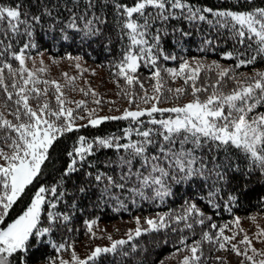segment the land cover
Returning a JSON list of instances; mask_svg holds the SVG:
<instances>
[{
	"label": "snow or ice",
	"instance_id": "6c2138e0",
	"mask_svg": "<svg viewBox=\"0 0 264 264\" xmlns=\"http://www.w3.org/2000/svg\"><path fill=\"white\" fill-rule=\"evenodd\" d=\"M245 2L249 7L240 10L200 7L193 0H84L82 7L80 0H72V8L65 5L66 21L60 19L58 7L47 0H37L31 6L25 0L0 2V264H100L107 254L129 257L139 248L136 238L162 232L166 235L159 243L164 245L170 243V236H176L169 259H177V264H224L223 257L216 256L213 262L205 254L206 244L213 252L235 253L241 258L239 264H264V248L253 245V238L264 243V228L257 225L258 231L250 237L240 228L241 218L234 216L231 223L236 230L226 235L229 223L218 225L196 202L206 203L217 214L221 209L232 213L233 205H238L240 196L248 191L246 184L225 191L232 185V177L242 174L249 180L258 173L264 178V112L258 111L264 106V70H254L251 75L235 71L255 65L258 59L264 61V6H252L253 0ZM109 7L113 9V26L121 47L108 67L114 70L111 74L121 96L134 110L129 107L120 115L101 116L97 111L102 102L115 101H103L90 86L79 89L89 100L68 99L64 89L75 91L73 85L46 79L41 75L46 72L44 67L30 69L27 62L31 60L35 65L29 53L39 47L35 36L45 17L49 18V29L58 30L61 40L73 39L72 34L82 41L103 38L101 42L106 40L104 46L111 52L112 40L106 35L109 17L105 13ZM172 20L183 21L196 31L206 24L215 33V38L205 34L201 51L208 46L214 50L215 40L227 31L243 49L235 51L236 64L225 68L216 61L205 64L166 50L169 38L179 46L193 34L183 27H172ZM57 24L62 27L57 29ZM233 57L234 52L224 54L226 59ZM67 58L81 69L82 57ZM168 61H179L178 67H167ZM142 67L149 73L144 79L139 72ZM63 76L69 82L75 81L67 72ZM177 78H183L185 87L167 86L169 79ZM145 82H154L152 95L145 89ZM137 87L139 92L134 91ZM186 95L192 99L182 105L158 106L164 100H179ZM89 103L97 108L89 109ZM141 104L151 106L141 108ZM165 113L175 115H155L163 117ZM121 120L129 123L120 135H77L66 149L68 160L59 178L51 184H40L21 214L6 222L13 205L44 175L46 162L52 163L63 137L97 128L105 121ZM204 148L212 155H196ZM104 149L116 153L115 160L104 163L109 171L97 167L101 162L96 155ZM232 149L243 155V171L228 155L218 160L220 150L230 153ZM113 165L119 169L118 177L110 174ZM80 174L82 180L74 184L72 193L76 198L69 205L64 185ZM192 182L201 185L204 195L183 199L177 209L145 218L144 226L136 217L137 227L129 229L123 238L107 235L109 245L90 247L83 257L67 237L75 231L73 217L85 212L77 203L81 197L88 198L95 192L96 207L108 200L122 204L120 195L124 192L163 203L175 195L173 185ZM146 191L151 197L145 195ZM62 204L64 209L60 210ZM83 224L89 239L97 238V220L86 218ZM56 234L61 236L59 241L53 238ZM240 235L243 238L237 240ZM42 246L50 247L54 254L37 257L33 262L34 253ZM65 254L70 258L65 259ZM159 264L166 261L160 260Z\"/></svg>",
	"mask_w": 264,
	"mask_h": 264
},
{
	"label": "trees",
	"instance_id": "16d2710c",
	"mask_svg": "<svg viewBox=\"0 0 264 264\" xmlns=\"http://www.w3.org/2000/svg\"><path fill=\"white\" fill-rule=\"evenodd\" d=\"M0 2L11 3V0H0ZM37 0H25V3L29 6L34 5ZM49 4L54 7H58L60 12V19L66 21L68 17V11L65 9V5L67 8H72V0H47ZM126 2L131 3L132 0H126ZM197 6L200 7H213V8H233L243 10L248 8L249 5L246 4L245 0H193ZM84 0H80V6L82 7ZM252 6H264V0H253ZM31 11L35 12L36 8L31 7ZM113 9L111 7L105 9V13L109 17V25L106 31V35L112 40L111 43V52H108L105 48L106 40L102 43L101 39H89V40H81L78 36L73 35V39L69 41H63L60 39L59 31H53L49 29V18L45 17V22L42 23V26L38 27L35 40L38 43V48L30 51V55H36L40 53H47L55 58H64L67 56H80L89 62L96 64L103 68L110 77H113L111 70L108 65L109 62L113 60L114 57L119 55V50L121 47V42L117 37V31L113 26L112 13ZM55 15V13H54ZM170 25L172 27H183L186 31H192L193 34L187 39L183 40L181 45L177 46L171 38H169L166 42V50L173 52L179 56H183L185 58H204L209 60V64L213 61L220 62L227 67H233L236 64L235 59V51L243 50L242 46L236 44L233 38L230 36L227 31L221 33L220 37L215 40L214 50L213 46H208L205 51H201V47L204 46V36L206 33L210 34L211 38H215V33L212 32L206 24H201L199 31L194 29H190L189 26L183 21H170ZM62 27V25L57 24V29ZM71 34V33H70ZM19 47V45L17 46ZM183 49V50H181ZM227 52H234V57L232 59L224 58V54ZM179 61H168L166 62L167 67H178ZM15 66V63H14ZM254 70H264V61L257 60L255 65H250L246 67H241L236 69L237 73L249 72L251 75ZM141 79H144L149 75V73L142 67L140 70ZM201 77L204 76V72L200 73ZM211 75V74H210ZM154 82H145V89L152 90V84ZM168 87L171 88H182L185 87L183 78H177L175 81L168 80ZM134 91L139 92V88H135ZM51 98V93H50ZM187 99L191 100V95H186L181 97L179 100L170 98L164 100V104L178 103L186 101ZM258 111L264 112V106H261ZM157 118H166L167 113L163 114V117L160 114H155ZM11 119L10 116H8ZM142 119L147 120V117ZM128 121H105L97 128H86L82 129L79 133H70L67 136L62 138L59 146L56 148L55 153L52 157V163L46 162V167L44 169V175L39 178L38 181H34L33 185L29 186L26 189V194L23 195L13 208L9 210V216L6 218V222H11L12 219L16 218L21 212L28 206L31 201V197L34 192L38 189L40 184H51L54 183L59 176L61 175L63 169L67 164V156L66 149L70 148L71 144L74 142L75 137L77 135H85V136H107L111 134L120 135V130L128 126ZM186 147H192L191 144H187ZM196 155H204L206 158L212 153H209L207 148L198 150ZM228 155L231 161L238 163L240 165L241 170L243 171L246 167V162L243 158V155L239 153L237 150L232 149L230 153H225L223 150L217 154L218 160H224L225 156ZM115 160L116 153L111 149H104L97 153L96 160L98 162L97 167L103 171H109L104 168V163L108 160ZM110 174L117 176L119 175V169L113 165V168L110 171ZM82 180V174L79 176H73L71 179L67 180L64 187L67 189L69 195L66 197L68 204L71 205L73 199L76 197L72 195L74 193V184L80 183ZM241 184H246L248 191L240 196V201L238 205H233L232 213L221 209L219 214L209 209L206 203L197 200L196 202L199 206L208 214L212 215L216 223L224 224L229 223L232 224V220L234 216H239L240 218H247L255 213L264 215V203H261L262 199H264V178H261L259 174H254L251 176V179L245 180L242 174H236L232 177V185L228 190H234L239 187ZM173 191L175 195L173 197L165 198L164 202L161 203L158 200L154 201L152 199H141L139 196H132L129 193L124 192L120 195V199L123 202L117 203L112 200L101 202L98 207L93 206V200L95 199L96 193L93 192L90 197L83 198L81 197L77 203L81 208H85V212L83 215L80 213H76L73 217L72 227L75 229L74 232L68 233L67 237H70L77 245L79 242L83 241L88 235L86 234V228L83 224V221L88 219H96L97 224L101 222H111L116 220H123L130 218L135 215L149 216V215H157L159 213L168 212L169 209H177L183 199L194 198L197 194L204 195V189L201 187L199 183H184L182 185H173ZM146 196L151 197L150 192H145ZM226 199V197H225ZM135 201V203H133ZM60 210L64 209V205L59 206ZM96 224V225H97ZM95 225V226H96ZM94 226V227H95ZM199 232V229H197ZM227 231V229H226ZM225 231V234H226ZM165 233H149L142 235L139 238H136L134 241L138 244L139 248L136 252L131 253L129 257L122 258L119 255L107 254L101 258L100 264H159L160 260H163L164 257L168 254H171L174 251L172 246V242L176 240V236L172 235L169 237L170 243L168 245H164L159 243V241L165 238ZM55 240L59 241L61 236L56 234L53 237ZM133 242L130 241L129 244ZM191 243V241H189ZM128 246H125L127 249ZM205 254L210 255L213 258V262H215V257L220 256L224 258V264H228V258H232L230 256L229 251H211L210 245H205ZM140 249H143L141 251ZM53 255L54 252L50 247L42 246L39 250H37L33 255V262L35 258L42 257L43 255ZM67 255V254H65Z\"/></svg>",
	"mask_w": 264,
	"mask_h": 264
},
{
	"label": "rangeland",
	"instance_id": "374dc122",
	"mask_svg": "<svg viewBox=\"0 0 264 264\" xmlns=\"http://www.w3.org/2000/svg\"><path fill=\"white\" fill-rule=\"evenodd\" d=\"M32 57L35 58V65L29 60L27 62V66L30 69H38L40 67H44L46 72L41 74L46 79H54L59 81L61 84H71L75 87V91L71 90V87H66L64 90L68 99L71 100H89L90 97H85L80 91V88L87 89L89 86L94 89L97 93L100 94L103 101H115V104H106L103 103L99 106L97 111L98 115H120L122 114L123 110L129 107H132L134 110V106H130L127 99L123 98L120 94V88H118L115 78L110 77L107 72L101 68L100 66L89 62L88 60L82 58L79 63L81 64V69H77L75 67L76 61L69 60L67 57L64 58H55L47 53H43L41 56L40 54L33 55ZM77 57V56H72ZM191 58L190 60H192ZM202 60L205 64H209V60L204 58H195ZM41 60H43V64H41ZM221 67H225L226 65L218 62ZM211 64V63H210ZM93 70L95 74H93ZM67 72L70 77H75L74 82H69L63 76V73ZM242 74H249V72H244ZM250 75V74H249ZM121 84L123 81L121 80ZM149 95H152V90H147ZM190 100L187 99L183 102H176L171 104H164L160 103L158 106L162 108L172 107L175 105H182L184 103L189 102ZM151 105H144L141 104V108L150 107ZM88 108H97L95 104L89 103ZM110 109H118V110H110ZM169 115L174 116L175 114L167 113ZM166 116V117H167ZM3 163V161H0ZM157 215H149V216H142V215H135L127 219L123 220H116L111 222H101L94 227V231H96L97 238L89 239V236L86 237L83 241L79 242L76 245V252L81 256H85L90 247H95L96 245H109L111 241L107 239V235H111L113 239H120L125 236V233L129 229H134L137 227L135 222V218H140L141 226H144L145 218L148 217H155ZM251 217H255V220H252ZM264 228V215L255 213L254 215L241 218L240 228H242L250 237H254V234L258 231V227ZM230 229H227L226 235H231L232 231L236 230L235 225L231 224ZM242 235L237 236V240L242 239ZM253 245L257 249L264 248V243L258 242L255 238H253ZM230 252V251H229ZM187 254V253H185ZM230 256L232 258H228V264H239L241 258L237 257L235 253L230 252ZM170 254L166 255L163 260L166 261V264H177V259H169ZM69 255H65V259H69Z\"/></svg>",
	"mask_w": 264,
	"mask_h": 264
}]
</instances>
